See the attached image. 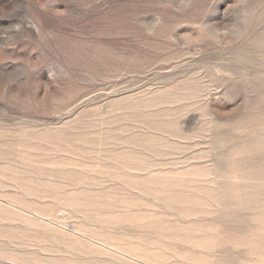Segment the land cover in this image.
I'll list each match as a JSON object with an SVG mask.
<instances>
[{
	"label": "rangeland",
	"instance_id": "1",
	"mask_svg": "<svg viewBox=\"0 0 264 264\" xmlns=\"http://www.w3.org/2000/svg\"><path fill=\"white\" fill-rule=\"evenodd\" d=\"M0 264H264V0H0Z\"/></svg>",
	"mask_w": 264,
	"mask_h": 264
}]
</instances>
